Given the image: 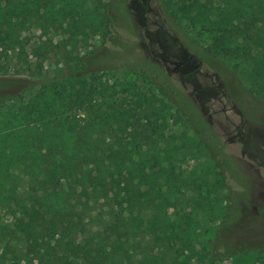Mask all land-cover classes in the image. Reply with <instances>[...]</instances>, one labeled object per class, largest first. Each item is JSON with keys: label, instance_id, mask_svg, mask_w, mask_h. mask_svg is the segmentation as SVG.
<instances>
[{"label": "trees", "instance_id": "16d2710c", "mask_svg": "<svg viewBox=\"0 0 264 264\" xmlns=\"http://www.w3.org/2000/svg\"><path fill=\"white\" fill-rule=\"evenodd\" d=\"M174 3L173 15L208 35L204 52L242 61L244 79L264 100V0ZM34 23L42 36L58 30L71 49L92 39L105 43L112 27L103 0H0V56L19 46L17 36ZM122 57L87 54L84 63L67 64L65 81L0 105V208L13 219L4 264H190L198 219L175 187L177 162L166 149H146L132 133L136 124L152 126L169 114L164 110L177 94L173 88L167 94L172 83L166 78L156 82L168 100L158 111H144L153 103L129 83L123 90L132 103L120 98L94 74L115 64L148 72L146 64ZM185 114L200 123L198 111ZM199 123L194 128L201 135ZM200 142L215 159L212 144ZM152 228L162 235L161 252L142 247ZM255 264H264L263 252Z\"/></svg>", "mask_w": 264, "mask_h": 264}, {"label": "rangeland", "instance_id": "374dc122", "mask_svg": "<svg viewBox=\"0 0 264 264\" xmlns=\"http://www.w3.org/2000/svg\"><path fill=\"white\" fill-rule=\"evenodd\" d=\"M103 1L112 23L103 44L92 39L88 46L65 48L58 30L42 36L39 23L17 36L19 46L0 56V105H15L8 98L28 100L47 83L65 81L67 64L95 51L104 59L120 55L129 63L146 64L148 72L115 64L94 76L113 85L128 103L132 95L123 90L124 83L142 92L153 103L144 111H158L168 104L156 82L171 81L167 94L171 96L173 88L177 97L164 110L170 113L152 126L136 124L132 133L147 144L146 149H166L177 162L175 187L189 198L198 219L190 264H255L258 253H264V100L244 79L246 65L207 55L208 35L193 29L178 13L172 14L175 0ZM202 2L216 4V0ZM185 111H198L200 123ZM194 123L201 124L197 128L201 135ZM201 138L212 144L215 159ZM218 164L224 180L219 178ZM180 200L178 208L184 206V198ZM12 223L0 208V264L5 263L2 250ZM152 231L146 232L142 247L161 252L162 235Z\"/></svg>", "mask_w": 264, "mask_h": 264}]
</instances>
